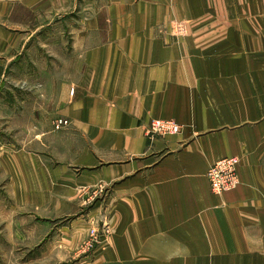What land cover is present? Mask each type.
I'll use <instances>...</instances> for the list:
<instances>
[{"label": "crops", "instance_id": "crops-1", "mask_svg": "<svg viewBox=\"0 0 264 264\" xmlns=\"http://www.w3.org/2000/svg\"><path fill=\"white\" fill-rule=\"evenodd\" d=\"M13 71L32 80L1 107V243L97 199L111 234L83 264H264V0H0ZM230 156L239 184L214 194Z\"/></svg>", "mask_w": 264, "mask_h": 264}, {"label": "rangeland", "instance_id": "rangeland-1", "mask_svg": "<svg viewBox=\"0 0 264 264\" xmlns=\"http://www.w3.org/2000/svg\"><path fill=\"white\" fill-rule=\"evenodd\" d=\"M34 78L38 79L37 76ZM31 80V73L13 71L3 76L0 75L1 114L5 115L1 107L5 106L6 102H8L11 112H15L17 95H19V91L26 93L27 90H30L27 82H31ZM20 81H24L21 82L22 88ZM23 124L25 130L23 135H26V130L31 127V121H24ZM67 125L60 128L53 127L56 130ZM71 204L69 208L65 209L67 214L64 216L39 217L36 219L38 222L30 221L29 225H38L39 227L34 232L22 233L23 242H21L19 234L17 241L15 233L7 234L8 244L0 242V264H83L92 259L97 250L104 249L111 234L110 210L106 200L73 201ZM24 221L27 224L26 219ZM63 226L68 228L66 229L68 234L60 233L58 228ZM66 235L71 236L72 242V249L67 252L63 251V245L58 243L61 236H65L67 243L70 238H67ZM54 237H56L55 241ZM81 258L85 260L80 261Z\"/></svg>", "mask_w": 264, "mask_h": 264}, {"label": "built area", "instance_id": "built-area-1", "mask_svg": "<svg viewBox=\"0 0 264 264\" xmlns=\"http://www.w3.org/2000/svg\"><path fill=\"white\" fill-rule=\"evenodd\" d=\"M67 124V120L59 119L54 126L60 128ZM181 127V124L172 119H154L147 127L146 133L149 137L174 135L181 131ZM238 163L239 158L236 156L223 157L208 168L206 176L211 192L220 195L238 186Z\"/></svg>", "mask_w": 264, "mask_h": 264}]
</instances>
